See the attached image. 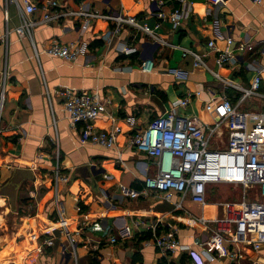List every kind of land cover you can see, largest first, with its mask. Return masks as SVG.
<instances>
[{"label": "crops", "instance_id": "crops-1", "mask_svg": "<svg viewBox=\"0 0 264 264\" xmlns=\"http://www.w3.org/2000/svg\"><path fill=\"white\" fill-rule=\"evenodd\" d=\"M33 1L42 5L45 0ZM58 1L63 11L113 10L150 25L159 20L152 0ZM183 3L189 5V16L178 28L163 21L160 33L171 44L160 45L129 24L108 41L105 34L114 27L113 22L94 19L82 31L83 19L73 15L40 24L32 40L16 32L21 24L17 5L0 0V93L1 70L5 65L8 69L0 120V264H197L189 249L201 250V243L215 229L214 224L206 226L198 217L223 216L225 201L208 199L201 204L187 197L183 208H178V197L124 195L121 183L140 188L155 169L153 159L128 142L134 132L165 115L173 101L189 92L201 90V95L178 111L207 122L213 120L205 109L212 97L225 91L228 94L230 88L240 95L206 68L195 67L192 55L183 54L184 48L197 51L211 68L242 86H251L261 73L264 93V0H222L217 5L208 0H166L165 9ZM41 16L39 11L35 18ZM228 37L255 47L240 53L236 63L218 66L216 52L208 43L215 40L219 48H225ZM55 39L79 43L81 52L75 63L43 51ZM124 45L136 46L138 51L125 54ZM145 59H153L152 72L141 69ZM170 67L183 69L187 77L179 79ZM60 86L97 91L103 100H111L94 124L98 129L122 128L114 148L81 142L82 124L74 127L62 97L52 93L50 99L46 92ZM57 154L63 173L70 177L60 183L58 205ZM16 173L20 180L13 185ZM228 185L233 184H210L208 190L221 187L225 191ZM61 215L74 234L75 246L61 238ZM154 222H159L160 232L176 230L186 247L165 255L156 245H147L145 236ZM127 226L132 230L129 237L122 235ZM77 229L81 233L75 232ZM114 235L116 243L110 241ZM50 237L54 244H45ZM245 251L246 259L257 258L264 264V245L258 253L248 247ZM203 255L204 264H232L227 258L211 261Z\"/></svg>", "mask_w": 264, "mask_h": 264}, {"label": "built area", "instance_id": "built-area-1", "mask_svg": "<svg viewBox=\"0 0 264 264\" xmlns=\"http://www.w3.org/2000/svg\"><path fill=\"white\" fill-rule=\"evenodd\" d=\"M15 3L21 15V24L16 32L28 35L33 40L36 28L41 24L58 21L66 15L78 16L83 19L82 31H86L94 19L102 18L113 22L114 27L105 38L111 41L112 37L121 32L125 24L150 36L156 44L170 45L171 43L160 33L163 21H169L172 27L178 28L183 20L189 16V5L166 10V0H152L155 4V14L158 22L155 25L140 20L134 15L119 11L106 12L95 10H66L60 9L58 0H45L42 5L33 0H6ZM217 5L222 0H208ZM262 0H256L261 2ZM41 11L42 16L36 19V13ZM7 37H5V43ZM7 44V43H6ZM210 49L216 52V64L224 66L236 63L240 53L255 47L250 42L237 43L232 37L227 38V46L219 48L215 40L208 43ZM35 54L40 51L33 43ZM44 52L60 57L68 63H75L81 52L77 41L65 42L53 40L44 46ZM138 51L136 46L124 45L122 52L132 54ZM183 54H191L195 67L206 68L214 77L223 81L228 88L232 86L240 91L234 101L225 91L218 97H212L205 104V109L212 115L213 120L207 122L197 115H190L178 111L180 107H188L195 96L201 95V90L189 92L185 97L173 101L171 109L165 114L152 120L146 127L138 129L129 139V146L138 152L145 153L151 159L155 169L145 178L140 188H131L120 184L124 195L132 198L158 194L165 199L172 200L178 197V208H183V201L191 197L194 201L206 204L208 202V187L210 184L229 183L240 186L244 190V199L239 202L227 201L223 203L225 214L215 219L198 217L204 225L214 224L212 235L201 243V250L189 249V253L197 264H204L205 256L216 261L227 258L232 264H262L257 259H246V247L258 251L264 245V93L261 90L262 74L254 78L251 86L246 87L224 78L219 71L211 68L203 55L192 49H183ZM155 68L153 59H145L141 69L152 72ZM179 79L187 77V72L181 68H169ZM2 83L0 93V120L5 104V89L8 79V69L5 65L1 70ZM51 99L52 93L63 99L64 109L67 111L74 127L82 124L80 139L82 143H92L107 148H114L120 126L111 129H98L94 121L107 111L111 100H103L97 91H78L74 88L60 86L53 91L46 90ZM251 100L263 102L258 108H248ZM57 205L60 202L59 186L61 182H68L70 177L63 173L59 154L54 168ZM257 189L259 199L249 201L246 195L249 190ZM62 216V215H61ZM59 228L62 239H68L74 246L76 239L69 229L64 216L60 218ZM123 236L132 235L129 226L125 227ZM122 230V231H124ZM81 229L75 232L81 233ZM151 236L146 238V244L156 245L165 255L174 253L182 245L177 237L176 230L159 231V222L150 226ZM117 236L110 241L116 243ZM45 244L53 245V237L45 240ZM42 248L40 247V251ZM203 252V253H202ZM204 257V258H203Z\"/></svg>", "mask_w": 264, "mask_h": 264}, {"label": "rangeland", "instance_id": "rangeland-1", "mask_svg": "<svg viewBox=\"0 0 264 264\" xmlns=\"http://www.w3.org/2000/svg\"><path fill=\"white\" fill-rule=\"evenodd\" d=\"M260 105L259 102L255 101V100H251L248 102L247 107L248 108H258V106ZM223 186L226 184H222ZM222 186V187H223ZM244 197V190L242 189V187L240 186H234V185H228L226 186V190L224 191L221 187L216 191H214V189H210L208 190V199L209 200H223L225 202L227 201H234V202H239L241 200H243ZM246 198L249 201H255L257 199H259V194L257 192V189H251L248 191Z\"/></svg>", "mask_w": 264, "mask_h": 264}, {"label": "trees", "instance_id": "trees-1", "mask_svg": "<svg viewBox=\"0 0 264 264\" xmlns=\"http://www.w3.org/2000/svg\"><path fill=\"white\" fill-rule=\"evenodd\" d=\"M228 94L234 101L236 100L235 96L236 95L238 96V92L236 90H234L233 88H230L228 90ZM150 236H151V232L149 231V234H147V236H145V238H149Z\"/></svg>", "mask_w": 264, "mask_h": 264}, {"label": "water", "instance_id": "water-1", "mask_svg": "<svg viewBox=\"0 0 264 264\" xmlns=\"http://www.w3.org/2000/svg\"><path fill=\"white\" fill-rule=\"evenodd\" d=\"M18 172V171H17ZM19 176L17 175V173L15 174V176L13 177V179H12V184L14 185V184H16V183H18L19 182Z\"/></svg>", "mask_w": 264, "mask_h": 264}]
</instances>
